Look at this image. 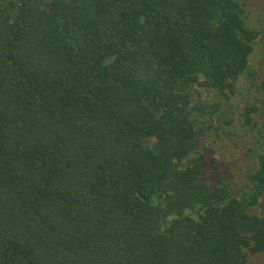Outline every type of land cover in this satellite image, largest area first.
<instances>
[{
    "label": "trees",
    "instance_id": "16d2710c",
    "mask_svg": "<svg viewBox=\"0 0 264 264\" xmlns=\"http://www.w3.org/2000/svg\"><path fill=\"white\" fill-rule=\"evenodd\" d=\"M257 12L254 0H0V264L264 254V121L247 193L206 177L213 118L244 107L226 110L220 139L258 125L260 106L236 101L240 85L245 99L264 92V72L243 82L264 45Z\"/></svg>",
    "mask_w": 264,
    "mask_h": 264
},
{
    "label": "rangeland",
    "instance_id": "374dc122",
    "mask_svg": "<svg viewBox=\"0 0 264 264\" xmlns=\"http://www.w3.org/2000/svg\"><path fill=\"white\" fill-rule=\"evenodd\" d=\"M254 1L256 6L261 4V7H264V0ZM263 15V12H260L259 14L258 12L255 13V15L251 18V22L259 21L258 18ZM261 40L263 42V39ZM263 72L264 45H262L257 49L256 52H254L253 59L250 62V67L247 70L246 75L244 76L245 78L243 79V82L245 84L254 83L255 85H258L262 80L260 79L261 77L259 76V74ZM240 90L243 95H247V90H245V88L241 85ZM250 91L251 94L248 99L243 98V95H239L238 97H236V101L238 103H244V101L247 100V102L251 101L260 106L258 112L255 114L256 119L258 120V125L253 127L245 126L242 128L239 126L231 125L230 127L226 128L227 132L229 133L227 136L222 139L216 137V134H218V132L221 133V128L222 126H224V119L227 118L226 115L227 113H229L226 110L230 109V113L233 109L237 110L236 113H240L241 111H243V106L241 107L240 105L237 108V106L234 104V106L231 107H224L225 111L223 113H219L214 118L212 117L214 122L212 126L213 128L210 131L214 133L212 139H217V141L215 142L216 144L213 145L211 151V155L216 159V170L214 172L208 170V172L210 173L206 177L210 183H217L219 181V178L223 177L227 183H230L229 185L234 190V192L238 194L247 193L250 190V173L256 168V160L252 158L257 153V149L255 146L257 145V143L255 141L257 139H260L256 136V134L259 133L261 136L263 134V130L260 128V125H263L262 123L264 121V103L262 102L264 98V92L259 90L257 86H253ZM207 97L210 98L211 96L208 94ZM209 117L210 116L206 117L205 122L211 124L212 122L209 120ZM260 140L262 141L263 138ZM262 200H264V197L260 198L259 202ZM255 210L257 211V213L264 217V206H262L261 203L258 207L255 208ZM249 262L250 264H263L264 254L252 255L249 259Z\"/></svg>",
    "mask_w": 264,
    "mask_h": 264
}]
</instances>
